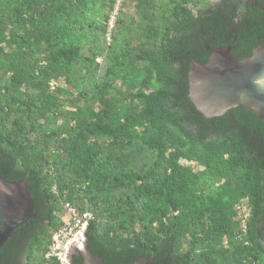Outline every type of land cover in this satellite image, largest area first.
Returning a JSON list of instances; mask_svg holds the SVG:
<instances>
[{
  "label": "trees",
  "instance_id": "trees-1",
  "mask_svg": "<svg viewBox=\"0 0 264 264\" xmlns=\"http://www.w3.org/2000/svg\"><path fill=\"white\" fill-rule=\"evenodd\" d=\"M201 1L138 0L141 19L104 44L106 0H0V174L34 204L0 264H58L44 258L57 213L85 200L88 248L108 264H264V120L205 117L188 98L193 59L264 43V0L188 6Z\"/></svg>",
  "mask_w": 264,
  "mask_h": 264
},
{
  "label": "water",
  "instance_id": "water-1",
  "mask_svg": "<svg viewBox=\"0 0 264 264\" xmlns=\"http://www.w3.org/2000/svg\"><path fill=\"white\" fill-rule=\"evenodd\" d=\"M188 98L205 117H219L230 108L245 106L264 120V43L250 56L238 59L231 47L212 51L206 63L193 59L188 71ZM34 204L24 180L8 181L0 174V248L13 231L34 216ZM81 264H108L88 248L86 238L76 245ZM63 264H74L70 258ZM129 264H153L137 257Z\"/></svg>",
  "mask_w": 264,
  "mask_h": 264
},
{
  "label": "rangeland",
  "instance_id": "rangeland-1",
  "mask_svg": "<svg viewBox=\"0 0 264 264\" xmlns=\"http://www.w3.org/2000/svg\"><path fill=\"white\" fill-rule=\"evenodd\" d=\"M110 1H112V3H110ZM217 0H205V1H201L197 7L192 6L191 4H189L188 6L192 9V11L195 13L196 10L198 8H204L209 4L215 3ZM109 4L111 6H109ZM138 4V0H106V5L103 7L104 11L106 14H108L106 22H104L105 24V41L104 44H107L110 39L111 36L115 33L116 35H118L119 31L121 30V28L127 24H132V23H136L138 20L141 19V14H140V10H142L141 5L139 6L140 8L138 9L137 7ZM130 38V36H129ZM131 39V38H130ZM131 41V40H130ZM133 46H137V47H144L142 44H139V40L138 39H133L130 43ZM55 85H63L61 80L58 81H53L51 82V86H55ZM117 86H119V83H116ZM13 119V116L10 114L9 117H7L6 122H5V126L6 127H11V120ZM180 163L184 164V165H189L192 167V169L197 170L199 169V167L194 164V163H190V162H186L184 160H181ZM53 174V173H52ZM62 182H64L67 186H70L72 183V176L67 173L64 175V178L60 179ZM52 189L55 190L56 186L53 185ZM64 196L60 199V201L62 203H64L65 201V193H67V190H65L64 192ZM77 203H74L76 206L80 207L82 204L83 208L90 211L91 215H94V212H92L89 208H88V202L85 200V202L78 204L79 202L76 201ZM65 204L68 203H64L63 207ZM236 211H237V215L234 218L235 221H237V223L235 224V229L239 230V229H244V225L245 222L247 221L248 217L250 216V207L247 203V200H241L239 202V204L236 207ZM57 215H63V212L60 211L59 213H57ZM222 246L223 247H229L228 243L226 242V239L222 240ZM187 248V244L182 243L181 244V251H185Z\"/></svg>",
  "mask_w": 264,
  "mask_h": 264
},
{
  "label": "built area",
  "instance_id": "built-area-1",
  "mask_svg": "<svg viewBox=\"0 0 264 264\" xmlns=\"http://www.w3.org/2000/svg\"><path fill=\"white\" fill-rule=\"evenodd\" d=\"M92 219L89 211H81L65 204L63 207V223L50 237L44 258L58 264L65 263L71 256L76 245L85 238L88 222Z\"/></svg>",
  "mask_w": 264,
  "mask_h": 264
},
{
  "label": "flooded vegetation",
  "instance_id": "flooded-vegetation-1",
  "mask_svg": "<svg viewBox=\"0 0 264 264\" xmlns=\"http://www.w3.org/2000/svg\"><path fill=\"white\" fill-rule=\"evenodd\" d=\"M245 57H247V56H244L243 58H245ZM237 107H241V106H237ZM242 107L247 108V107H245V106H242ZM234 108H236V107L230 108L226 113H228L231 109H234ZM247 109H249V108H247ZM226 113H225V114H226ZM229 113H230V112H229ZM223 115H224V114H223ZM230 115H232V114H230ZM260 227H261V228H264V224L260 225ZM73 254L77 256L75 261H78V262H79V259L82 258V257H81V255H80V252L78 251V249H74V251L71 253V255H73ZM78 264H79V263H78Z\"/></svg>",
  "mask_w": 264,
  "mask_h": 264
}]
</instances>
